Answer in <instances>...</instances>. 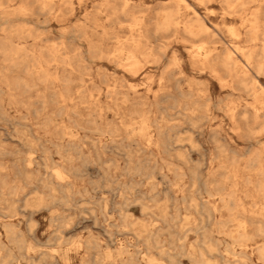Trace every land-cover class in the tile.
I'll use <instances>...</instances> for the list:
<instances>
[{
    "label": "rangeland",
    "instance_id": "rangeland-1",
    "mask_svg": "<svg viewBox=\"0 0 264 264\" xmlns=\"http://www.w3.org/2000/svg\"><path fill=\"white\" fill-rule=\"evenodd\" d=\"M43 1L52 2L54 11L69 20L57 22L42 16L41 1L37 0L26 5L34 18L26 22L0 20V192H7L11 187L18 189L14 196L4 197L7 203L0 201V264H222V261L261 264L257 249L264 244V236L255 232L257 215H264L258 210L260 205L264 210V200L255 194L251 185H244V179L255 180L254 166L245 160L258 147L256 142H264V134L243 142L231 131L224 114L215 108L219 101H227V91L220 90L210 74L200 73L201 68L192 64L188 51L205 47L220 55L228 45L253 47L246 35L250 22L227 18L223 0H215L206 7L194 0H184L190 8L185 9L183 3L179 6V30L159 31L156 25L162 22H155L160 15L157 10L171 8L172 0H130L140 5L147 15L143 28L132 36L142 37V44L148 43L153 48L148 56L139 58L137 74L133 76L123 68L126 53L131 50V22H78L96 7L105 5L104 2L118 6L121 0ZM253 6L246 8L247 15L254 10ZM195 15L204 19L209 32L213 28L220 32L209 39L187 38L180 28ZM227 27L234 29L238 38L230 37ZM93 42L100 47L99 54L91 53ZM15 46L36 56L49 49L59 50L60 59L70 58L74 62L80 56V65L85 68L78 70L84 81V98L80 100L76 96L78 71L69 75L61 65L56 69L53 65L49 70L52 78L61 80L69 76L72 80L69 89L74 100L63 103L58 97L65 91L60 82L45 85L38 81L34 68L23 70L15 66L21 62L13 53ZM173 59L179 62L178 67L171 66ZM22 82L31 86L30 90L21 86ZM261 83L264 86V80ZM106 87L111 96L106 95ZM96 88L102 92L95 102L90 101L87 96L90 92L96 95ZM198 90H208V113L197 107L199 103L192 104L182 96ZM242 97L234 93L232 99L243 105ZM145 115L150 125L147 133L152 142H157L156 147L152 144L147 148L146 138L138 132L140 118ZM204 115L206 119L195 128L191 126L192 120ZM88 120H93L100 130H110L112 135L98 136L95 132L94 135L95 126L86 125ZM66 133L74 137L70 140ZM87 138L101 139L97 154L92 151L90 157L79 155V148H87L79 140L87 142ZM217 145L225 151L220 152ZM230 155L237 158L236 164H229ZM61 156L71 157L72 163L63 162ZM29 158L33 163L26 170ZM249 165L253 167L246 169ZM69 166L72 171L66 180L70 185L66 191L65 183L57 181L51 172L67 170ZM224 166L228 169L223 170ZM225 172L229 175L236 172L237 179L226 178ZM235 183L237 186L233 189ZM215 190L234 192L228 210ZM39 198L42 203L37 201ZM141 204L145 210L139 208ZM241 221L247 223L244 231L251 237L248 242L237 241L235 226ZM5 224L14 226L13 234L6 233L2 228ZM155 237L161 242L165 256L148 248L151 240L144 241ZM187 253L194 259L188 258Z\"/></svg>",
    "mask_w": 264,
    "mask_h": 264
},
{
    "label": "bare ground",
    "instance_id": "bare-ground-1",
    "mask_svg": "<svg viewBox=\"0 0 264 264\" xmlns=\"http://www.w3.org/2000/svg\"><path fill=\"white\" fill-rule=\"evenodd\" d=\"M31 0H0V20H3L5 22H13L16 20H21L23 22H26L30 20L31 17L34 16V13L28 9L26 6L29 4ZM41 1V6L39 8L40 14L42 16H48L51 17L52 19H55L57 22H66L69 20L67 17H61L59 14L54 11L52 2L48 3L43 0H37ZM56 1V0H55ZM80 1V0H79ZM198 2L199 5L206 7L208 4L212 3L215 0H194ZM222 1V0H221ZM48 3V4H47ZM62 3V2H61ZM59 3V5H61ZM69 3V2H68ZM105 5L96 7L94 9V12L91 14H85L82 18V20L78 22H131V25L129 27L130 29V45H131V50L127 51L126 57L124 61V71L127 73L135 76L137 74V69L139 66V58L141 56H148L149 52L153 49L149 46V44H142V37H139L138 39L134 38L132 36L133 32L139 33L140 30L143 28V22H146L147 20V15L145 12L142 11L140 5L135 4L131 2L130 0H121L120 4L118 6H113V4L106 3L104 2ZM113 3V2H112ZM119 3V2H118ZM117 3V4H118ZM137 3V2H136ZM185 4L184 7L185 9L190 8L188 4L185 3L184 0H172V7L171 8H165V9H158L157 6V11L160 12V15L158 16V21L155 22H162L161 24L156 25V29L159 31H168L170 29H174L175 32L179 30L180 26V8L179 6L181 4ZM64 4V2H63ZM79 4V3H78ZM140 4V3H139ZM222 4L224 6V11H225V16L230 19H240L242 18L244 22H250L249 28L246 31V35L248 36V42L253 44V47H248V48H242L237 46V45H231L225 47L223 53L220 55L213 53L214 50H205V47H199L196 49L194 52L189 53L191 54L190 59L192 61L193 65H198L201 70L200 73H207L210 74L213 80H215L218 84V87L220 90H225L227 91V101H219L218 105H216V109L218 111H221L224 114V117L228 120V122L231 125V131L236 134V136L240 140H245L249 141L256 138V135H261L264 134V86L262 85V81L264 80V0H223ZM255 4V5H254ZM58 5V7H59ZM70 5V4H68ZM115 5V4H114ZM143 5V4H142ZM162 5V4H161ZM249 5H254V10L249 13V15L246 14V8ZM63 6V5H62ZM76 6V5H75ZM163 6V5H162ZM193 6V5H192ZM145 7V6H144ZM197 7V6H196ZM214 7V6H213ZM252 7V8H253ZM60 8V7H59ZM62 8V7H61ZM150 8V7H147ZM153 9V8H152ZM156 9V8H155ZM76 11V10H75ZM150 11V10H149ZM154 11V9H153ZM148 12V11H147ZM69 15L71 14L68 12ZM155 13V12H154ZM64 14H66L64 12ZM73 14V13H72ZM71 14V15H72ZM152 14V13H151ZM67 15V14H66ZM156 15V14H155ZM153 16V15H152ZM151 16V17H152ZM156 16V17H157ZM47 17V18H48ZM72 17V16H71ZM155 17V18H156ZM249 17V20H245L244 18ZM34 18V17H33ZM50 18V19H51ZM75 18V17H73ZM32 19V18H31ZM38 19V18H37ZM71 19V18H70ZM157 19V18H156ZM241 19V20H242ZM12 20V21H10ZM47 20V19H46ZM54 21V20H53ZM204 19L198 15H195L194 18H191L187 21H184L182 27L180 30L185 34V36L189 39H196V38H203V39H209L212 37L213 34L219 33L217 29L213 28V32H209V28L206 27V25L203 23ZM45 22V21H44ZM152 22V20H151ZM154 22V21H153ZM232 22V21H231ZM28 23V22H27ZM89 24V23H88ZM124 24V23H123ZM130 24V23H129ZM151 24V23H150ZM149 24V25H150ZM84 25V24H83ZM95 27H97L96 24L93 23ZM91 25V26H93ZM122 25V24H121ZM126 25V24H124ZM128 25V24H127ZM151 26V25H150ZM153 26V25H152ZM116 27V26H115ZM118 27V26H117ZM154 27V26H153ZM152 27V28H153ZM234 27V26H233ZM91 28V27H90ZM155 28V27H154ZM228 28V27H227ZM93 29V28H92ZM104 29V27H103ZM102 29V30H103ZM95 30V29H94ZM85 31V30H84ZM105 32V29L103 30ZM151 31V30H150ZM29 32V30H28ZM95 32V31H94ZM101 32V31H100ZM97 33V31H96ZM106 33V32H105ZM151 33V32H150ZM148 32V34H150ZM217 33V34H218ZM18 34L20 35L21 32L18 31ZM28 34V33H27ZM86 34V31H85ZM103 34V33H102ZM101 34V35H102ZM121 34V33H120ZM227 34L236 39L238 38V34L235 33L234 29L231 27L228 28ZM30 35V34H29ZM106 35V34H105ZM118 35V34H117ZM154 35V34H153ZM153 35H148V36H153ZM28 35H26L27 38ZM31 36V35H30ZM69 36V35H68ZM82 36V35H81ZM104 36V35H103ZM102 36V37H103ZM107 36V35H106ZM111 36V35H110ZM139 36V35H138ZM156 36V35H155ZM226 36V35H225ZM113 37V36H112ZM220 37V36H219ZM29 38V37H28ZM31 38V37H30ZM80 38V37H79ZM115 38V37H114ZM127 38V37H126ZM36 39V38H35ZM82 39V38H80ZM85 39V38H84ZM117 39V38H116ZM118 40V39H117ZM221 40V39H220ZM99 41V40H98ZM124 41V40H123ZM223 41V40H222ZM88 42V41H87ZM146 42V41H145ZM151 42V41H150ZM90 43V42H89ZM94 45L90 47V51L93 55H96L97 53L99 54L100 47L98 49V46H95V42H93ZM224 43V42H223ZM228 43V42H227ZM88 44V43H87ZM98 44V43H97ZM142 44V46L140 45ZM151 44V43H150ZM186 44V43H185ZM240 44V43H239ZM255 44H258L257 48H255ZM118 45V44H117ZM224 45V44H223ZM144 48V49H143ZM157 49H161V46H157ZM127 49V48H126ZM45 50V49H44ZM204 51V52H203ZM59 50H48L42 54H38L37 56L34 53L26 51L24 48L15 46L13 49L14 55L17 56L16 60H20L21 62H17L15 66H20L22 67L23 70H27L28 67L34 68L36 73H37V78L38 81L41 83H46V82H52V83H61L64 87V92L60 93L58 95L59 99L64 103L67 100H74L71 99L70 97V85L72 84L71 78L65 77L59 80L58 78H52V75L50 74L51 71H49L53 65L56 68H58L59 65L62 66L63 69L68 71V74L71 75L75 72H77L80 69H85L84 67L80 65L82 63V58L80 56H77V61L74 62L70 58L68 59H60V53H58ZM203 52V53H202ZM124 53V52H123ZM82 54V53H81ZM87 54V53H86ZM109 54V53H108ZM151 54V53H150ZM124 55V54H123ZM112 57V56H111ZM63 58V57H62ZM120 62V61H119ZM116 64V63H115ZM114 64V65H115ZM157 65V64H156ZM171 66L173 67H178L179 62L177 60H172L171 61ZM79 74V86L76 90V96L78 99H83L85 95V89H84V81L82 79L81 73L78 71ZM114 75V74H113ZM144 76V75H143ZM124 77V76H123ZM163 77V76H162ZM193 77V76H192ZM118 79L120 77H117ZM21 80V79H20ZM19 80V82H20ZM29 83V82H28ZM92 83V82H91ZM128 83V82H127ZM20 83H18L19 85ZM107 84V83H106ZM30 85V84H29ZM46 85V84H45ZM50 85V84H49ZM197 85H202L201 83L197 82ZM205 85V83H204ZM24 86L27 90H30L28 84L25 82H22V85ZM58 86V85H57ZM207 86V85H206ZM152 87V86H151ZM90 88V87H89ZM106 95L111 96L112 92L109 91V87H106ZM180 88V87H179ZM32 89V88H31ZM46 89V88H45ZM96 92V95L90 92L87 96V98L90 101L95 102V98L98 97V95L101 94L102 90L99 88L94 89ZM104 90V89H103ZM190 90V89H189ZM60 91V90H59ZM61 92V91H60ZM234 93L239 94L240 97L244 95L246 98L244 99L243 97V105H239L238 101H234L232 99ZM50 94V93H49ZM168 94V93H167ZM208 90H198L196 92L193 91H188L186 94H182V96L186 97L187 99L192 101V104H198L197 107H201L206 111V113L209 112V101L208 99ZM52 95V94H51ZM103 95V94H102ZM54 97V95H52ZM104 96V95H103ZM237 96V95H236ZM206 97V99L204 98ZM235 97V96H234ZM114 98V97H113ZM169 98V97H168ZM214 98V97H213ZM57 99V98H56ZM55 99V100H56ZM151 99V98H150ZM166 99V98H165ZM170 99V98H169ZM167 99V100H169ZM178 99V98H177ZM162 100V99H160ZM164 100V99H163ZM173 103H174V99ZM239 100V98H238ZM153 101V100H152ZM242 101V100H241ZM240 101V102H241ZM58 102V101H57ZM138 102V101H137ZM150 102V101H149ZM214 103V102H213ZM97 105V104H96ZM133 105V104H132ZM135 105V104H134ZM137 105V104H136ZM68 106V105H67ZM145 106V105H144ZM152 106V105H151ZM98 107V106H97ZM101 107V106H100ZM148 107V106H147ZM157 107H160L157 106ZM175 107V106H174ZM87 108V107H85ZM93 108V107H92ZM129 108V107H128ZM153 108V106H152ZM180 108V107H179ZM189 108V107H188ZM122 109V108H121ZM131 109V108H130ZM172 109V108H171ZM170 109V110H171ZM190 109V108H189ZM72 110V109H71ZM75 110V109H74ZM188 110V109H187ZM190 113H192V110H188ZM93 112V111H92ZM130 112V111H129ZM137 112V109H136ZM123 113V112H122ZM160 113V111H159ZM79 114V113H78ZM166 114V113H165ZM176 114V113H175ZM155 115V114H154ZM162 115V114H161ZM160 115V116H161ZM72 116V115H71ZM121 116V115H120ZM151 116V115H149ZM153 116V115H152ZM89 118V117H88ZM161 118V117H160ZM206 115L200 117L199 119L192 120L190 122L192 127H196L197 124L202 120L206 119ZM122 120V119H121ZM161 121V120H160ZM194 121V122H193ZM225 122V121H224ZM73 123V121L71 122ZM157 123L160 124V122L157 121ZM220 123V122H219ZM77 126V123H73ZM86 125L91 124L95 126L93 128V133L95 132L96 135L98 136H111L112 132L110 130H100L99 128L96 127V124L94 123L93 120H88ZM135 125V124H134ZM101 126V125H100ZM149 122H148V116H144L140 118V123H139V128L138 132L143 135V137L146 138V146L147 148L150 147L152 144L155 145L156 143L152 142L151 136L149 133H147V129L149 127ZM91 127V126H90ZM102 127V126H101ZM134 129V128H133ZM255 129H258V132L254 131ZM63 130V129H62ZM29 132V131H28ZM66 132V131H65ZM14 133V132H13ZM94 133V135H95ZM134 133V132H133ZM67 134V133H66ZM135 134V133H134ZM157 135V134H156ZM68 139H72L74 136L72 135H66ZM120 136V135H119ZM158 137V136H157ZM263 137V136H262ZM64 138V137H63ZM86 138V137H85ZM159 138V137H158ZM88 141L85 142L83 139H80L79 142L81 144L85 143L87 148L83 147L79 148V155L84 156H91V152L94 151L97 154L98 151V146L101 144V139L99 140H91L87 138ZM259 139V138H258ZM256 140V139H255ZM112 141V140H111ZM115 141V140H114ZM243 141V142H245ZM161 142V141H160ZM212 142L214 144L217 143L215 138H212ZM68 143L75 144L73 142L68 141ZM112 143V142H110ZM113 144V143H112ZM137 144V143H136ZM135 144V145H136ZM161 144V143H160ZM163 144V143H162ZM258 147L254 151V153L246 159L247 164H253V166L245 167L246 169H254L255 172V180L252 182L250 178H245L244 179V185H251L255 194L262 198L264 200V142L262 143H255ZM84 145V144H83ZM89 146V147H88ZM134 147V146H132ZM221 150L220 152H224L225 149L221 145H217ZM75 148V147H73ZM78 148V147H77ZM91 150V151H90ZM62 151V149H61ZM60 151V152H61ZM86 151V152H84ZM132 154V153H131ZM224 155V154H223ZM32 157V156H31ZM131 158V155L129 156ZM222 157V156H221ZM62 161L70 165L72 163V158L68 157H62ZM128 158V157H127ZM130 158L127 159V161L130 162ZM135 160V159H134ZM137 160V158H136ZM160 160V159H159ZM191 160V159H190ZM26 166L25 169L29 170L31 168V165L33 163V160L29 158L26 160ZM145 161V160H144ZM163 161V160H162ZM229 164L234 165L236 164L237 158L233 155H230L229 158L227 159ZM128 162V163H129ZM133 162V160H132ZM142 163V162H141ZM144 163V162H143ZM146 163V162H145ZM112 164V163H111ZM240 164V163H239ZM113 165V164H112ZM117 165V164H116ZM131 165V164H130ZM137 165V163H136ZM138 166V165H137ZM170 166V164H169ZM173 166V165H172ZM171 166V167H172ZM223 166V165H222ZM114 167V166H113ZM116 168V167H114ZM135 168V166H134ZM137 168V167H136ZM159 168V167H158ZM223 170H227L228 167L224 166L222 167ZM2 169V168H1ZM140 170V168L138 167ZM151 169V168H150ZM149 169V170H150ZM154 169V168H153ZM152 169V170H153ZM137 172V169H135ZM151 170V171H152ZM243 170V169H242ZM65 171V172H64ZM67 171V172H66ZM71 171L72 167L69 166V168L66 170V168H62L60 170H53L51 174L54 176V178L57 181L64 182L66 186L63 188L68 191L70 185L66 180L70 179L71 176ZM141 171V170H140ZM139 171V173H140ZM150 171V172H151ZM173 171V170H172ZM248 171V170H247ZM138 173V172H137ZM138 173V175H140ZM153 174V173H152ZM231 175H229V172H225V177H231L232 179H237L236 172H230ZM114 175V174H113ZM137 175V176H138ZM148 175V174H147ZM145 176L144 178H146ZM152 177V176H150ZM147 177V178H150ZM155 179V178H154ZM165 179V177H164ZM152 180V179H150ZM149 181V180H147ZM155 181V180H154ZM198 181V180H197ZM112 182V181H111ZM113 183V182H112ZM149 183V182H148ZM4 183V187H7ZM147 184V183H146ZM233 189L236 188L237 183L233 185ZM130 188V187H129ZM171 188V187H170ZM178 188V187H177ZM175 188L174 185V189ZM220 188V187H219ZM159 190V189H158ZM178 190V189H177ZM54 190H52L53 192ZM126 191V190H125ZM219 191L217 192L219 195L220 201L223 203V207L228 210L229 202L231 199H233L234 192L232 191H227L225 192L223 190H215ZM221 191V192H220ZM18 192V189L15 187H11L10 189L4 192H0V201L6 202L8 200H4V197H11L14 196ZM122 192V191H121ZM128 192V191H127ZM159 192V191H158ZM238 193V192H237ZM181 194V193H180ZM216 194V193H215ZM125 195V194H124ZM210 195V194H209ZM248 195V194H247ZM241 196V195H240ZM69 197V196H68ZM124 197V196H123ZM155 197V195H154ZM177 197V196H176ZM125 198V197H124ZM122 198V200H124ZM178 198V197H177ZM178 200V199H177ZM180 200V199H179ZM209 200V199H207ZM39 203H42V199L39 198L37 199ZM129 201V200H128ZM136 201V200H135ZM134 201V202H135ZM105 202V201H104ZM132 202V201H131ZM153 202V201H152ZM220 202V203H221ZM127 203V202H126ZM140 203V202H139ZM193 203V202H192ZM191 203V204H192ZM206 203V202H205ZM121 204V203H120ZM123 204V203H122ZM189 204V203H188ZM190 204V207H191ZM202 204V203H201ZM130 205V204H129ZM133 205V204H132ZM131 205V206H132ZM144 204H141L139 208L141 207L142 210H145V207L143 206ZM216 205V204H215ZM112 206V205H111ZM138 206V205H137ZM163 206V205H162ZM193 206V204H192ZM244 206V205H243ZM12 206H9L11 208ZM123 207V205H122ZM133 207V206H132ZM131 207V208H132ZM153 207V206H152ZM182 207V206H181ZM195 207V206H194ZM200 207V206H199ZM203 207V206H202ZM200 207V208H202ZM212 207V206H211ZM253 207H257V204L253 205ZM130 208V207H129ZM130 208V209H131ZM154 208V207H153ZM123 209V208H122ZM164 209V208H163ZM162 209V210H163ZM105 210V206H104ZM121 210V209H119ZM165 210V209H164ZM212 210H216L215 207H212ZM259 212H264L263 207L260 205L258 208ZM141 211V210H140ZM202 211V210H201ZM215 212V211H214ZM202 213V212H200ZM158 214V212H157ZM203 214V213H202ZM243 214V213H242ZM251 214V213H250ZM124 215V214H123ZM122 215V216H123ZM164 215V214H163ZM204 215V214H203ZM245 215V214H243ZM191 216V215H190ZM125 217V216H123ZM257 228H256V234L258 236H264V215L259 214L257 215ZM207 220V219H206ZM166 221V220H165ZM174 221V219H173ZM210 221V220H209ZM200 222V221H198ZM173 224V223H172ZM200 224V223H199ZM246 222L241 221L235 226V232L237 233V241L239 242H248L251 237H249L244 229H246ZM215 225V224H214ZM218 225V224H217ZM226 225V224H225ZM176 226V225H174ZM223 227V226H222ZM2 228H5L6 233L13 234L14 232V226L11 224H5L3 225ZM145 230L144 232H147L146 227H144ZM158 228V227H157ZM182 228V226L180 227ZM191 228V227H190ZM200 228V226H199ZM228 228V227H227ZM186 229V227H184ZM154 230V229H153ZM190 231V230H189ZM219 231V230H218ZM153 232V231H152ZM188 232V231H187ZM208 233V232H206ZM4 234V233H3ZM196 234V232H195ZM232 234V233H231ZM187 235V234H186ZM189 235V234H188ZM6 237V235H4ZM179 237V236H178ZM186 237V236H185ZM207 237V236H206ZM152 238V237H151ZM259 238V237H258ZM1 239V238H0ZM179 239V238H178ZM208 239V238H206ZM151 240L152 244L151 246H148V248L153 249L154 251H157L158 255L165 256L164 250L162 249L163 246L161 242L158 240L157 237L155 239H150L147 238L144 241L148 243V241ZM177 240V239H176ZM180 240V239H179ZM209 240V239H208ZM206 241V240H205ZM133 242V241H132ZM178 242V241H177ZM176 242V243H177ZM194 242V241H193ZM181 243V242H180ZM184 243V242H183ZM3 244V243H2ZM6 244V243H5ZM166 244V243H165ZM203 244V242H202ZM231 244V243H230ZM1 245V244H0ZM167 245V244H166ZM181 245V244H179ZM2 246V245H1ZM179 247V246H178ZM185 247V246H184ZM212 245L210 246L211 250ZM3 248V247H2ZM139 248V247H138ZM181 248V247H179ZM183 248V247H182ZM236 248V247H235ZM239 249V248H238ZM3 250V249H2ZM214 251V250H212ZM237 251V250H236ZM5 252V250H4ZM27 253V252H26ZM131 253V252H130ZM180 251L178 252V254ZM202 253V252H201ZM5 254V253H4ZM167 254V253H166ZM188 254V253H187ZM205 254V253H204ZM209 254V253H208ZM249 254V253H248ZM29 255V254H28ZM171 255V254H170ZM227 255V254H226ZM257 255L258 259L260 260L261 264H264V244L258 247L257 249ZM172 256V255H171ZM170 256V257H171ZM174 256V255H173ZM184 256V255H183ZM186 256V255H185ZM169 257V256H167ZM182 257V256H181ZM150 258V256L148 257ZM153 258V257H152ZM188 258L194 259V257L191 254H188ZM219 258V257H218ZM171 259V258H170ZM173 259V258H172ZM236 259V258H235ZM253 260V259H252ZM5 261V260H4ZM149 261V260H148ZM147 261V262H148ZM152 261V259H151ZM193 262V261H192ZM209 262V261H208ZM236 262V261H235ZM2 263V261H1ZM211 263V262H210ZM209 263V264H210ZM254 263V262H253ZM3 264V263H2ZM6 264V263H4ZM29 264V263H28ZM190 264V263H189ZM193 264V263H192ZM222 264H229L225 261H222ZM235 264V263H234Z\"/></svg>",
    "mask_w": 264,
    "mask_h": 264
}]
</instances>
